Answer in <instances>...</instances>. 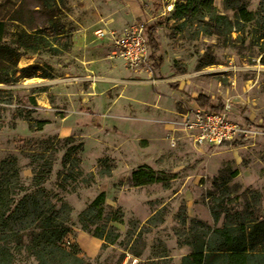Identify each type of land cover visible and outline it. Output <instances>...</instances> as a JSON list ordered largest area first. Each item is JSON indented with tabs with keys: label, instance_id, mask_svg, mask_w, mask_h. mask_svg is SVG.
Masks as SVG:
<instances>
[{
	"label": "rangeland",
	"instance_id": "374dc122",
	"mask_svg": "<svg viewBox=\"0 0 264 264\" xmlns=\"http://www.w3.org/2000/svg\"><path fill=\"white\" fill-rule=\"evenodd\" d=\"M174 1L0 0L6 39L17 29L48 28L64 35L50 38L55 46L69 44L57 55L21 51L17 67L37 64L52 78L0 83V183L40 190L50 202L45 211L68 228L62 247L78 250L88 264H181L195 229L264 218V13L231 34H178L169 19ZM243 2L253 13L260 4ZM213 3L235 22L222 0ZM134 23L162 26L155 55L162 66L152 74H131L112 56L108 38ZM199 95L256 134L218 148L195 144L179 121L199 107ZM36 122L46 125L38 130ZM105 165L112 167L108 176L100 175ZM140 167L164 181L133 186L131 173ZM100 193L102 216L87 219L85 230L81 214ZM115 215L121 223H110ZM155 215L156 226L149 225ZM109 223L119 239L104 246L93 235ZM12 264L36 262L24 251Z\"/></svg>",
	"mask_w": 264,
	"mask_h": 264
},
{
	"label": "trees",
	"instance_id": "16d2710c",
	"mask_svg": "<svg viewBox=\"0 0 264 264\" xmlns=\"http://www.w3.org/2000/svg\"><path fill=\"white\" fill-rule=\"evenodd\" d=\"M214 0H175L169 19L175 22L173 33L189 32L193 30L194 36L199 33L206 35L231 34L234 26L257 23L259 15L264 13V0H260L255 13L247 9L243 0H222L225 9L232 11L235 22L228 17L218 14L214 7ZM161 25H153L147 28L146 34L150 48V61L153 67L160 69L161 59L155 55L160 48L156 42L157 31ZM240 28L235 31L240 32ZM7 24L0 20V83L16 85L19 80L52 78V72L37 64L26 67H17L20 56L39 52H51L54 55L61 51H67L69 44L64 48L55 46L50 38L60 39L64 35L50 31L28 33L24 29H17L6 39ZM264 45V42H263ZM23 53H22V52ZM264 52V47L263 50ZM31 107H36L34 97L28 98ZM195 103L202 109L209 107L211 110L220 111L221 107L208 97L199 95ZM22 117L20 113L19 117ZM28 120L30 123L31 120ZM45 122H36V127L41 130ZM105 170L100 175L108 176L112 167L105 165ZM235 176L237 172L234 173ZM133 186H141L151 183H161L164 180L155 172L146 167H140L131 173ZM35 186L42 183L40 178L34 177ZM12 187V183H0V264H12L15 254L27 252L33 257L36 264H88L79 258L78 250L66 251L61 243L66 237L68 228L57 222L56 214L45 211L44 207L50 205L45 202L42 192L30 194L23 190L19 181ZM20 195H22L20 197ZM105 193H100L89 205V208L81 214L80 222L83 229L88 230L85 224L90 218L100 219L105 203ZM92 215V212H95ZM87 216V217H86ZM89 216V217H88ZM157 215L149 219L148 224L156 226ZM214 222L219 221L217 214L212 213ZM110 223H121L120 216H113ZM160 221V220H159ZM103 228H96L93 236L104 240V246L112 245L119 239L114 226L111 224ZM27 240L26 244L24 240ZM186 245L190 247V253L184 255L181 264H264V218L240 219L234 223L223 224L220 228L202 226L195 229ZM166 264V263H164ZM169 264V263H168Z\"/></svg>",
	"mask_w": 264,
	"mask_h": 264
},
{
	"label": "built area",
	"instance_id": "2783aa9c",
	"mask_svg": "<svg viewBox=\"0 0 264 264\" xmlns=\"http://www.w3.org/2000/svg\"><path fill=\"white\" fill-rule=\"evenodd\" d=\"M96 35L103 38L105 32ZM113 49L112 56L119 57L131 74H152L150 48L143 23H134L117 35L108 38ZM179 129L200 146L221 147L225 143L249 138L256 134L245 125L232 121L227 116V107L214 112L195 107L181 114Z\"/></svg>",
	"mask_w": 264,
	"mask_h": 264
},
{
	"label": "crops",
	"instance_id": "0c3cea01",
	"mask_svg": "<svg viewBox=\"0 0 264 264\" xmlns=\"http://www.w3.org/2000/svg\"><path fill=\"white\" fill-rule=\"evenodd\" d=\"M112 48V47H111Z\"/></svg>",
	"mask_w": 264,
	"mask_h": 264
}]
</instances>
